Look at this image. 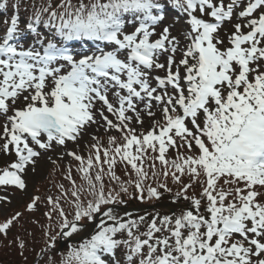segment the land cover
Returning a JSON list of instances; mask_svg holds the SVG:
<instances>
[{
    "label": "rangeland",
    "instance_id": "1",
    "mask_svg": "<svg viewBox=\"0 0 264 264\" xmlns=\"http://www.w3.org/2000/svg\"><path fill=\"white\" fill-rule=\"evenodd\" d=\"M209 2L213 8L202 4L199 9L203 15H208L204 21H194L191 14L175 17L170 13L161 14L151 17L148 23L117 28L116 34L107 37H113L112 46L108 43L83 54L69 55L59 45L53 47L46 42L29 43L24 33L22 37L11 36L6 41L0 36V178L7 173L4 174L6 186L0 191L4 202L1 219L8 217L12 209L23 208L46 179L55 159L61 158L63 161L57 163L66 166L71 161L68 156L82 155L90 143L115 135L124 128L134 132L150 131L154 138H160L165 114L177 109L181 97L193 87L190 82L193 76L187 71L195 60L202 65L197 64L201 90H196L198 100L176 124L175 130L180 134L197 129L200 107H207L213 96L220 98L229 87L242 86L253 74L264 71V28L257 27L264 17V3L205 0ZM207 10H211L210 13ZM91 37L94 40L93 35ZM65 85H72L73 89L68 91ZM45 99L50 101L46 105ZM47 108L60 115L69 133L66 140L24 125L23 114ZM247 129L253 130V127L248 124ZM228 130L227 127L224 132ZM12 139L15 143L6 146ZM253 169L264 180V147L262 154L253 160ZM12 177L18 180L16 187L10 180ZM178 193L184 197H180L177 207L156 213L175 216L181 211L208 219L209 209L201 208L207 206L206 200L192 209L199 190L184 192L181 189ZM144 199L133 196L129 203ZM96 209L104 208L96 206ZM148 212L133 216L145 226L144 220L151 217ZM117 218L106 220L104 224ZM254 220L260 223L258 228L245 220L252 228L245 233L243 246L232 250L223 264H264L263 224L259 219ZM79 236L67 235L74 241L72 245L83 242L88 235ZM55 241L53 253L58 245L62 247L60 251L68 249L69 242L60 241L59 234ZM111 252L110 256H104L98 251L100 257L108 259L103 264L124 263L122 253ZM51 260L49 256L45 258L47 263Z\"/></svg>",
    "mask_w": 264,
    "mask_h": 264
},
{
    "label": "trees",
    "instance_id": "2",
    "mask_svg": "<svg viewBox=\"0 0 264 264\" xmlns=\"http://www.w3.org/2000/svg\"><path fill=\"white\" fill-rule=\"evenodd\" d=\"M187 1L196 4L200 0H0V17L2 32L6 27L23 26L32 41L56 37L69 42L75 28L83 33L95 27L112 28L122 19L138 21L164 3L180 12ZM242 106L246 112L245 104ZM241 118L239 114L217 117L216 122L224 120L228 125V132L208 123L200 129L201 139L176 137L167 148L163 140L153 141L149 133L135 137L123 132L89 146L66 166L55 163L23 208L0 218V264H98L93 251L106 244L123 254L124 264L190 260L214 264L212 256L221 253L220 242H234L232 234L226 235L228 228L241 230L235 220L264 216V184L243 175L223 158L221 132L238 131ZM133 138L136 147L131 145ZM175 188L199 190L192 209L206 200L207 206L201 208L209 209L208 219L181 211L175 216L151 211L143 226L134 218L137 216L130 215L108 221L77 245L58 252L56 246L52 252L62 229L74 222L92 221L100 211L96 206L178 203L184 195ZM137 195L144 201L129 203ZM41 254L44 256L35 262ZM48 256L53 259L50 263L45 262Z\"/></svg>",
    "mask_w": 264,
    "mask_h": 264
},
{
    "label": "water",
    "instance_id": "3",
    "mask_svg": "<svg viewBox=\"0 0 264 264\" xmlns=\"http://www.w3.org/2000/svg\"><path fill=\"white\" fill-rule=\"evenodd\" d=\"M264 22V21H263ZM27 120L30 124H34L43 130L46 131H54L56 133L62 134V127L60 124V120L57 118V116L54 113L45 112L43 114L40 113H34L27 117ZM170 207H177V204L169 202L166 204H156L154 206H138V207H118V206H112L102 212L101 214H98L94 217V222L90 225H87L86 231L89 233L93 232L101 223L108 220L109 218L113 216H126L133 213L148 211V210H156L160 211L164 208H170ZM181 206H178L180 208ZM115 212V213H113Z\"/></svg>",
    "mask_w": 264,
    "mask_h": 264
},
{
    "label": "bare ground",
    "instance_id": "4",
    "mask_svg": "<svg viewBox=\"0 0 264 264\" xmlns=\"http://www.w3.org/2000/svg\"><path fill=\"white\" fill-rule=\"evenodd\" d=\"M86 232V229L85 228H83V229H79V230H77V231H75L74 233H73V236L75 237V236H78V235H81V234H83V233H85ZM75 234V235H74ZM117 250V249H116Z\"/></svg>",
    "mask_w": 264,
    "mask_h": 264
}]
</instances>
